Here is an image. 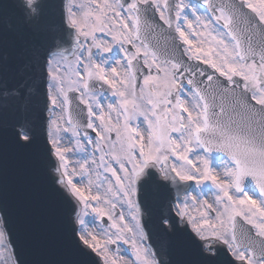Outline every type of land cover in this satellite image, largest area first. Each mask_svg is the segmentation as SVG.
Returning a JSON list of instances; mask_svg holds the SVG:
<instances>
[{"label":"snow or ice","instance_id":"6c2138e0","mask_svg":"<svg viewBox=\"0 0 264 264\" xmlns=\"http://www.w3.org/2000/svg\"><path fill=\"white\" fill-rule=\"evenodd\" d=\"M105 3L110 19L96 14V24L75 36L76 85L63 97L68 114L55 134L58 85L47 73L65 50L49 28L54 5L23 0L14 22L0 15V96L19 101L0 104V264H25L26 249L65 234L77 264H264V0H104L99 7ZM60 15L61 28L71 27L68 0ZM10 32L19 45L14 66ZM114 45L120 55L111 64L96 59ZM38 83L47 93L39 101ZM97 86L115 101L97 95ZM73 100L84 115L79 128ZM37 112L40 153L32 151ZM61 131L78 150L93 149L79 173L69 171ZM9 142L25 157L27 178L14 199ZM214 151L230 162L222 172ZM97 158L93 182L88 164ZM249 177L255 197L244 190ZM177 179L218 191L211 202L202 192H161V181L174 187ZM105 184L112 198L102 202ZM90 214L102 234L89 231ZM121 244L129 246L123 253Z\"/></svg>","mask_w":264,"mask_h":264},{"label":"water","instance_id":"95a60500","mask_svg":"<svg viewBox=\"0 0 264 264\" xmlns=\"http://www.w3.org/2000/svg\"><path fill=\"white\" fill-rule=\"evenodd\" d=\"M70 0H68L69 2ZM51 3L54 5L53 14L49 19V28L53 30L58 36L60 41L65 42L67 39V25H64L61 28L60 20V6L61 0H51ZM40 5H37L39 8ZM25 11L23 7V2L21 0H0V15H7L9 19L13 22ZM8 47L10 49L9 63L11 66H14L16 63V54L15 49L19 47L18 42L14 38V35L10 32L8 34ZM72 57V56H65ZM50 76H52L51 70L49 71ZM11 87V86H10ZM52 94V93H51ZM47 93L45 88L41 84H37L34 91V100L39 101L42 97H45ZM18 98L9 95L7 99L3 96H0V104L8 103L9 105L16 106L18 104ZM77 101H72V112L75 108ZM53 115V114H52ZM44 118L47 117V112L43 114ZM73 119V118H72ZM41 117L39 112H37L36 117V143L33 152L40 153L43 152L46 144L45 138L41 131L40 127ZM214 153H224L223 151H214ZM225 154V153H224ZM25 157L22 156L18 150L15 148L11 142L7 144V171H8V181H9V195L11 198H15L19 192L22 184L25 183L26 177L22 175V167ZM40 175L43 176V169L40 168ZM169 182V181H168ZM172 182V181H171ZM161 192L166 193L174 189L176 192H181L184 188H187L189 185H178V186H169L165 181H161ZM195 185V183H194ZM196 190L197 186L193 187ZM244 189L258 190L254 180L249 177L244 181ZM192 188L187 192H191ZM173 194V193H172ZM144 199L143 192L141 193V200ZM147 219V218H146ZM72 238L70 234H65L61 240L55 244L44 243L38 247H32L25 250V264H77L75 257L72 254Z\"/></svg>","mask_w":264,"mask_h":264},{"label":"rangeland","instance_id":"374dc122","mask_svg":"<svg viewBox=\"0 0 264 264\" xmlns=\"http://www.w3.org/2000/svg\"><path fill=\"white\" fill-rule=\"evenodd\" d=\"M79 1L84 2L83 4L87 3L88 7L82 5ZM80 3L82 10H89L88 13L95 15L96 12L92 11L94 9V5L96 4L92 0H70L68 2L69 7V16H70V22H74V13H73V7L74 4ZM79 12V13H80ZM81 14V13H80ZM77 60V57H76ZM74 69V58L71 60H68L64 57H58L56 63L54 64L53 68L51 69L53 79L55 83L58 85L57 90L52 93V95L56 96V111L53 114V119L55 120V127H54V134L56 133V130L64 129L65 127V120L67 118V103L63 99V97L67 96V93L69 90H71L76 85L77 76L73 71ZM114 102V101H113ZM113 116L115 117V113H113ZM105 126H110L109 123L106 121ZM143 127V125H141ZM62 142L65 143V148H62ZM60 147L63 151H66L69 153L71 157V166L69 168V171L74 173H79L81 170V164L84 161H90L94 158L93 149L91 146L87 148V150L81 151L76 148V142L73 137L65 136L63 132H60ZM212 164L213 167L218 171L222 172L223 169L230 165V162L228 161V158L226 156H220V157H213L211 155ZM99 163L97 158V163H89L88 164V176L90 179L93 180V182L96 181V175H97V164ZM108 185L105 184L103 186H100L99 188V194L102 197L103 200H110L112 198V193L108 190ZM95 191V189H94ZM218 190L211 184V182H205V184L201 185L199 188L197 187L196 193L199 195L201 192L204 194L203 198L208 199L209 202H211L214 198L215 193ZM250 195L253 197L257 196V192L247 191ZM135 195L133 194L132 199L135 200ZM107 206V205H105ZM87 221H90L94 224L96 229L102 234L104 232V226L99 224V221L97 217L94 214H90L87 217ZM128 245L121 244L120 251L121 253L124 252L125 249H127ZM126 258V257H125Z\"/></svg>","mask_w":264,"mask_h":264},{"label":"flooded vegetation","instance_id":"af4514ba","mask_svg":"<svg viewBox=\"0 0 264 264\" xmlns=\"http://www.w3.org/2000/svg\"><path fill=\"white\" fill-rule=\"evenodd\" d=\"M79 2H80L82 5H84V4H83L84 2H82V1H79ZM100 2L103 3L104 0H100ZM80 3H76V4H74V7H73V13H74V24H75L77 30H80V31H82V32H83V31H87L88 28H89V26L95 25L96 22H97V21H96V14H100V15L102 16V18H104V19H106V20H107V19H110V15H111V13H110V11L107 9V4H106V3L104 4V9H101V8L99 7V5L96 6V7H94V9H93L92 11H95V12H96L95 15H92V14L88 13V12H89L88 8H87V10H82V12H80V10H81V8H82V6H81ZM84 6L88 7L87 3H85ZM79 12H80L81 14H80ZM95 34H96L97 36H99V33H98V32L95 33ZM81 37H82V40H84V36L81 35ZM89 39H91V37H89ZM153 42H154V41H153ZM85 47H88V45H85ZM93 52L95 53L96 50L93 49ZM119 55H120V53H119V46H118V45H114V47H113V51H112L111 54H109V53H104V52L101 51L99 54L96 55V59L99 60V59H102V58H106V59H108L109 63L111 64V62H112L113 60H115ZM86 56H87V53H86ZM109 56H110V57H109ZM75 66H76V65H75ZM75 66H74V67H75ZM101 92H103L104 97H107L109 100H111L112 98L115 99V97H110V96L108 95V93L105 92V91H103V90H98V91H96V94L99 95ZM94 135H95V134H94ZM94 135H93V136H94Z\"/></svg>","mask_w":264,"mask_h":264},{"label":"bare ground","instance_id":"6f19581e","mask_svg":"<svg viewBox=\"0 0 264 264\" xmlns=\"http://www.w3.org/2000/svg\"><path fill=\"white\" fill-rule=\"evenodd\" d=\"M65 58H71V57H65ZM62 148H65V143L64 142H62ZM192 193H195L196 195H198L197 193H196V190H192L191 191ZM88 226H89V231L90 232H96V233H100L97 229H96V227L94 226V224L92 223V222H90V221H88Z\"/></svg>","mask_w":264,"mask_h":264}]
</instances>
